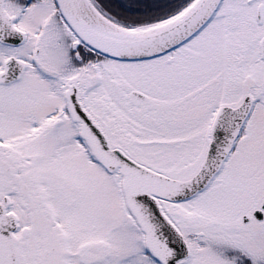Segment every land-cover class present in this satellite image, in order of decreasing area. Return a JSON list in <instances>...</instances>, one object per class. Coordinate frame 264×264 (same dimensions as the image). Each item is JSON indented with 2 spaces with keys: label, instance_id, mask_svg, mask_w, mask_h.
Wrapping results in <instances>:
<instances>
[{
  "label": "snow or ice",
  "instance_id": "1",
  "mask_svg": "<svg viewBox=\"0 0 264 264\" xmlns=\"http://www.w3.org/2000/svg\"><path fill=\"white\" fill-rule=\"evenodd\" d=\"M0 264H264V0H0Z\"/></svg>",
  "mask_w": 264,
  "mask_h": 264
}]
</instances>
